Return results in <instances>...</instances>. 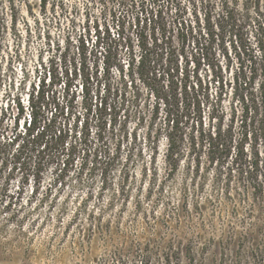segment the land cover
I'll use <instances>...</instances> for the list:
<instances>
[{"label":"rangeland","instance_id":"rangeland-1","mask_svg":"<svg viewBox=\"0 0 264 264\" xmlns=\"http://www.w3.org/2000/svg\"><path fill=\"white\" fill-rule=\"evenodd\" d=\"M173 1L170 8L167 0H0V129L11 135L17 127L15 98H21L27 105L31 93L44 90L48 104L43 108L42 119L46 122L53 119L57 127L71 129L77 120L76 130L80 132L81 123L88 115L91 141L88 153L80 151L72 156L73 161L59 183H55V164H48L36 194H32L33 182H30L9 207L5 208L0 196V264H121L118 262L120 258L113 256L115 249L128 248L129 242L144 245L148 239L169 238L180 234L177 230L184 235L181 247L185 246V251H180L173 260L181 264H256L264 260V204H256L249 213L248 200L242 202L237 193L236 179L231 185L236 192L232 191L229 199L224 191L225 180H216L215 166L207 165L205 148L198 150L201 158L199 167H196L193 158L196 160L198 154L192 152L190 144L193 139L199 141V131L198 127L195 131L191 129L192 119L183 129L180 166L174 175L165 177L161 157L166 130L160 128L164 127L169 107L165 106L164 95L156 94L154 77L167 90L166 85L173 76L178 82V90H181L179 82L186 80V73L195 82L193 72L197 71L203 86H207L208 102L203 104L206 125L211 122L209 119L214 123L216 116H222L224 123L233 125L237 138L242 108L248 106V122L258 131L264 127L263 110L260 107L258 112L251 111V94L241 84V61L228 35L216 28V24L220 28V0H207L208 4L201 0L194 2L199 18V22L193 24L195 29H199V23L204 28L202 18L207 6L210 23L218 34L207 51L198 53L200 50L195 48L192 39L183 41L173 32L164 45L165 50L154 58L155 69L151 66L148 76L136 71V61L132 70L127 67L129 38L136 50L135 55H139L136 34L140 28L134 25L136 16H146L143 10L149 12L147 18L152 11L162 15L168 12L165 17L170 19L175 16L169 10L179 2L186 10V20L195 19L192 1ZM154 20L157 22L156 17ZM96 37L104 38L102 42L112 39L118 44V64L123 71L113 68L106 80L100 67L98 83L93 80L89 96L83 93L84 78L76 71L77 77L73 81L76 87L72 86L67 94L63 84L67 80L65 70L69 71V78L74 77V68H79L82 41L89 54ZM251 39L254 41L253 37ZM201 40L200 43L207 44ZM90 57L91 63L93 58ZM102 84L110 85V89H103ZM245 95L249 100L244 98L243 103L242 96ZM100 102H106V110L102 109ZM179 106L181 108L183 104L180 102ZM98 117L106 121L100 139L96 133ZM22 125L23 118L18 123L19 131H23ZM155 137L159 140L156 167L153 162L149 163ZM73 140L69 137L67 142ZM252 141L253 138L248 139V142ZM117 144H120V150L116 156ZM129 154L132 156L128 160ZM146 164L150 173L156 168L158 185L161 182L160 188L156 185L158 190L155 188L151 196H148L146 186L149 177L143 173ZM11 167V164L8 167L0 164V187L5 184ZM126 168L129 178L124 183L129 196L123 200L118 195L110 205L112 193L123 184ZM103 171L108 175L105 189H102ZM21 174L19 169L15 170L13 179L7 184L11 192L17 191L21 185ZM183 192L188 212L182 208ZM138 200L151 214V229L144 215L135 210L134 204ZM196 200L202 207L200 211L193 208ZM235 203L237 213L232 211ZM80 205H84L82 226L73 223L64 229L72 212ZM61 207L66 208L68 216L59 224L56 218ZM100 209H104L103 222L110 220L112 227L91 242L83 236L86 233L83 228L88 227L83 221L84 216L87 212L98 216ZM180 225L181 228L176 229ZM233 232H236L234 237ZM245 233L250 234L246 239H237ZM125 254L122 261L140 264L141 258H131L127 251ZM149 259L151 264L165 263L163 258Z\"/></svg>","mask_w":264,"mask_h":264},{"label":"trees","instance_id":"trees-1","mask_svg":"<svg viewBox=\"0 0 264 264\" xmlns=\"http://www.w3.org/2000/svg\"><path fill=\"white\" fill-rule=\"evenodd\" d=\"M189 1H192L191 3L193 4L192 14H194L195 17L193 21L188 22L186 20L184 17L186 10L179 2H177L173 10H169L171 13L174 12V18H166L165 14L168 12H163L162 15L160 12L154 14L152 11H150V18H147V15L149 14L147 10L142 11V13L144 12L146 15L143 18L136 16L137 26H134L135 28H140L137 30L136 34V47L137 50H139V55L138 57L135 55L136 50L129 38L127 42L129 43L127 45V50L130 58L127 62V67L130 70L133 69L136 61V71H140L142 74L146 73L148 76L151 71V66L153 70L155 69L156 60L154 58L159 55L160 51L165 50L164 45L171 39V34L173 32H176L177 38L182 39L183 41H191L192 39L195 48L200 50L198 53L208 50L211 42L218 36V34L214 32L213 26L210 23V12H208L206 6L205 16L202 18L204 28H201L199 23V29H195L193 24L199 22L197 8L194 4V2L197 1ZM220 1L222 10V13L219 15L220 28L217 24L216 28L228 35L230 44H232L236 51L238 60L241 61L239 67L242 73L241 84L245 89L249 90V93L251 94L250 100L245 95L242 96V101L244 103V98H246L252 102L253 107L251 111L258 112L261 107V110H263L264 113V0ZM167 2V6L172 8V2L174 1L167 0ZM201 2L204 4L207 3V0H201ZM41 5L45 6L44 3ZM154 17H156L157 22L154 20ZM141 23L142 26H140ZM148 23L149 29L147 28ZM143 25L145 27H143ZM203 30L205 31L204 33ZM251 37L254 38V41H252ZM102 39L104 38L96 37L89 54L85 42L82 41V51L79 53L81 56L79 60V68L78 70L77 68H74V77L69 78V71L65 70L67 80L63 82V84L67 94L72 86L76 87L73 81L77 77L78 71L84 78L81 87L85 96L87 94L88 96L90 95L89 87L91 88L93 85V80L95 81L96 79L98 83L97 77L98 69L100 67L106 80L113 68H116L118 71L119 69L120 71H123L122 66L118 64V44L115 41L113 42L112 39L107 40V42H102ZM200 40L207 41V44L203 45L202 42L200 43ZM202 55H204V53H202ZM89 56L93 58L91 63V60L88 59ZM242 56L244 57L243 59ZM193 75L196 78L195 82H192L189 79L190 76L186 73V80L184 82L183 80L179 82L181 83V90H178V82L173 79V76L166 85L167 90H165L164 86L159 84L154 77L156 94L158 96L163 94L165 106L167 105L169 107L165 117L166 122L164 123V127L160 128L166 130V135L164 137L165 145L161 157L163 164L165 165V177L174 175L180 166L182 156L180 145L184 136L183 129L187 127V121L192 119L191 129H194L195 131L196 127H198L197 130L199 131V141L193 139L190 144L192 152L198 154L196 160L193 158L196 167H199L198 165L200 163L199 159L201 157L199 152L205 148L207 165L210 167L215 166L216 180H225L223 181L225 195L229 199L232 198V191L236 192V190L232 189L231 185L232 181L236 179L237 193L242 202L248 200L247 209L249 213H252L256 204L260 206L264 204V158H261V153H264V127L260 128L258 131L256 127H253L250 122H248V106H246L245 109L242 108L241 123L237 138L234 135L235 130L233 125L231 123H224L222 116H216L217 119L214 123L213 119H209L211 122L209 125H206L203 122V104L208 102L207 86H203L197 71H194ZM102 85L103 89H110V85ZM87 97L86 100H91ZM47 98L48 95H45L44 90L31 93L27 97V105L22 103L23 100H21V98H15L13 104L16 108L15 123L17 127L14 128V132H12L11 135L4 134L6 130L2 131V129H0V164L4 167H8L10 164L12 165L4 180L6 185L3 184L0 187L1 201L5 204V208L14 203L13 199H17L25 190V185L30 184V182H33V187L31 188L32 194L38 192L43 181V171L48 164H55V183H59L60 180L64 178L69 164L73 161L72 156L76 152L83 151L88 153L90 151L88 148L89 143L91 142L90 121L88 115H86L83 120L84 122L81 123L80 132H77L76 130V128H78L77 120L73 129L65 126L57 127L55 120L49 119L46 122L45 119H42L44 117L43 108L48 104L46 101ZM170 98L173 99L172 103H170ZM180 102L183 104L181 108L179 106ZM100 103L101 107H103L102 109L106 110V102ZM156 114H158V108H156ZM21 118H23V131L18 130V123ZM103 119L100 117L97 118L98 129L96 133L98 139L103 136V132L106 128V121ZM184 119H186V122ZM42 121H44L43 124ZM230 122H232V120H230ZM262 122L264 124V114ZM206 126L207 128H205ZM160 129L158 131H160ZM69 137L74 138V140L68 143L67 140ZM249 138H253V141L248 142ZM158 142V138L155 137L153 140V152L149 155V163L152 164L153 162L154 166L156 164L159 150ZM115 148V155L117 156L120 150V144H117ZM96 155H98V153ZM131 156L132 155L129 154L128 160ZM62 157L65 159L62 160ZM155 167L153 173L148 172L147 164L143 169L144 176L149 177L146 181L148 196H151L156 185L158 188L161 186V182L158 185L156 179L157 174ZM17 169L22 172L21 185L18 187L17 191L11 192L8 189L7 184L13 179L15 170ZM123 173L124 177L121 181L123 184L112 193L110 205H113V202L116 199L115 197L118 195H121L123 200L127 199L129 196L124 183L129 178L127 168ZM102 175V189H105V186H107L108 175L106 171H103ZM220 182L222 183V181ZM144 184L145 183H143V185ZM158 188H156V190H158ZM46 191L48 192V190ZM101 193L102 192H100V194ZM183 198L184 204V192ZM211 201L214 202L215 199L212 198ZM134 206L137 212L144 215V220L151 229L152 225H150L151 222L149 220L151 216L150 212L143 208L140 200L136 201ZM182 208L186 209L188 212V207H186L185 204ZM193 208L199 211L202 209L197 200L195 201ZM184 209L182 213H184ZM232 211L237 213L236 203L234 204ZM103 212L104 209H100V214L98 216H95L92 212H87L84 216L86 218L83 221L88 224V227L87 229L83 228V230L86 231V233H83V236L88 238L91 242L97 235H104L107 230H111V221L107 220L103 222ZM83 213L84 205L78 206V209L75 212H72V217H69V222H66L65 225L63 224L64 229H68L73 223L81 227L82 225L80 222L82 221L81 217ZM67 216L66 208L61 207L59 208L58 219L56 218V220H58L59 224H62ZM177 219L180 221L179 218ZM241 222L242 221H240V223ZM158 223L159 221H156V224ZM179 228H181V225L176 229ZM232 229L235 231L234 227H232ZM96 230L98 234H96ZM177 231V233L180 234H174L169 238L162 237L161 240H157L156 238L148 239L144 245H140V243L132 244V242H129L128 248L123 250L114 248L113 256L115 258H120L118 259V262L121 264H127L126 261H122L121 259L126 258V251L130 253L131 258H141L140 264H151L149 258H163L165 262L164 264H181V262L173 260L175 255L180 251H185V246L181 247V239L184 235L181 234L180 230ZM248 235L250 234L245 233L242 237H238L237 239H246ZM232 236H236V232H233ZM186 241L189 240L186 238ZM256 249H258V251L261 250V248L257 247ZM256 264H264V260H260Z\"/></svg>","mask_w":264,"mask_h":264}]
</instances>
